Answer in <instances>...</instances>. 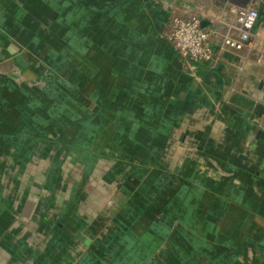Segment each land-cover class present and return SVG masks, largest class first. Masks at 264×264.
I'll list each match as a JSON object with an SVG mask.
<instances>
[{"label":"crops","instance_id":"obj_1","mask_svg":"<svg viewBox=\"0 0 264 264\" xmlns=\"http://www.w3.org/2000/svg\"><path fill=\"white\" fill-rule=\"evenodd\" d=\"M174 4L0 0V264H264V65L182 72Z\"/></svg>","mask_w":264,"mask_h":264},{"label":"built area","instance_id":"obj_2","mask_svg":"<svg viewBox=\"0 0 264 264\" xmlns=\"http://www.w3.org/2000/svg\"><path fill=\"white\" fill-rule=\"evenodd\" d=\"M188 1L190 5L168 7L160 33L172 46L184 73L196 76V65H214L219 49L238 54L248 47L255 61L264 65V34L257 29L264 21L260 14L264 0ZM216 3L221 4L217 9L213 8Z\"/></svg>","mask_w":264,"mask_h":264},{"label":"water","instance_id":"obj_3","mask_svg":"<svg viewBox=\"0 0 264 264\" xmlns=\"http://www.w3.org/2000/svg\"><path fill=\"white\" fill-rule=\"evenodd\" d=\"M232 2H238V0H230ZM243 2L246 1V0H242ZM205 21H202V24L204 25ZM24 54H18L15 59H14V62L17 66H19V63H23L24 62Z\"/></svg>","mask_w":264,"mask_h":264},{"label":"rangeland","instance_id":"obj_4","mask_svg":"<svg viewBox=\"0 0 264 264\" xmlns=\"http://www.w3.org/2000/svg\"><path fill=\"white\" fill-rule=\"evenodd\" d=\"M102 160H104V159H102ZM99 161H100V160H99ZM83 176H84V175H80V176H78V177H77V180H76V183H78L79 180L82 181ZM90 177H91V176H89V179H93V177H91V178H90ZM19 178H20V177H19ZM84 178H86V176H85ZM97 183H98V182H97ZM81 194L84 195L85 192H82ZM99 213H100V212H98V214H99Z\"/></svg>","mask_w":264,"mask_h":264},{"label":"trees","instance_id":"obj_5","mask_svg":"<svg viewBox=\"0 0 264 264\" xmlns=\"http://www.w3.org/2000/svg\"><path fill=\"white\" fill-rule=\"evenodd\" d=\"M172 47V46H171ZM196 67L198 68L197 70L199 71L200 69H203V66H198L196 65ZM206 67H209L208 65ZM183 72V71H182Z\"/></svg>","mask_w":264,"mask_h":264}]
</instances>
